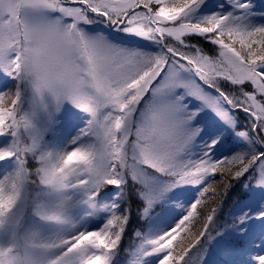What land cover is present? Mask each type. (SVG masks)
Wrapping results in <instances>:
<instances>
[{
	"label": "snow or ice",
	"instance_id": "6c2138e0",
	"mask_svg": "<svg viewBox=\"0 0 264 264\" xmlns=\"http://www.w3.org/2000/svg\"><path fill=\"white\" fill-rule=\"evenodd\" d=\"M257 16L0 0V264H264Z\"/></svg>",
	"mask_w": 264,
	"mask_h": 264
},
{
	"label": "rangeland",
	"instance_id": "374dc122",
	"mask_svg": "<svg viewBox=\"0 0 264 264\" xmlns=\"http://www.w3.org/2000/svg\"><path fill=\"white\" fill-rule=\"evenodd\" d=\"M252 3H253V5H254V8H255L258 12H260V11H264V0H252ZM253 22L256 23V24H264V16H257V17L254 19ZM240 126L243 127L244 125L241 124ZM192 194L194 195L195 193H192ZM133 246H134V247H133L132 249L135 248V246H136V241H134ZM128 254H129V253H128ZM126 259H127V256H126L124 262L121 261V264H134V257L132 256V254H130V256L128 257L127 260H126Z\"/></svg>",
	"mask_w": 264,
	"mask_h": 264
},
{
	"label": "trees",
	"instance_id": "16d2710c",
	"mask_svg": "<svg viewBox=\"0 0 264 264\" xmlns=\"http://www.w3.org/2000/svg\"><path fill=\"white\" fill-rule=\"evenodd\" d=\"M234 198H235V197H234ZM232 207H233V205H232V201H231V200L226 201L225 206H224V213H225V215H227L228 212H229L230 210H232ZM140 223L143 224V221H141ZM133 243H134V240L131 239V234L129 233V240H128V241H125V244H127L128 247L132 249V248L134 247V246H133ZM123 249H124V245L122 244V250H121V261L124 262L126 256H127V259H128V257L130 256L131 253H129V254H128V253H125ZM127 259H126V260H127Z\"/></svg>",
	"mask_w": 264,
	"mask_h": 264
}]
</instances>
